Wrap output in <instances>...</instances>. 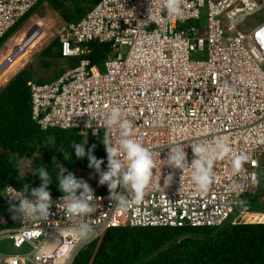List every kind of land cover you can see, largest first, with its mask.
I'll return each mask as SVG.
<instances>
[{
  "label": "built area",
  "instance_id": "obj_1",
  "mask_svg": "<svg viewBox=\"0 0 264 264\" xmlns=\"http://www.w3.org/2000/svg\"><path fill=\"white\" fill-rule=\"evenodd\" d=\"M39 2L0 0V38ZM162 3L102 0L80 22L57 27L63 59L81 61L51 83H29L33 121L42 130L74 131L83 140L88 133V144H102L104 116L120 107L138 138L156 152L152 186L125 210H117L110 194L98 193L99 188L94 190L96 211L87 218L67 217L56 206L62 195L52 196L46 221L23 218L10 228L2 218L0 264H74L85 247L112 228L264 224V213L244 209L247 196L264 188V0H182L183 21L169 17ZM150 8L156 22L150 21ZM37 25L25 29L24 44L14 48L16 55L12 52L2 71L48 30ZM31 31L33 40L28 39ZM92 43L110 45L101 67L88 58ZM87 112L96 118L91 129ZM217 137L226 138L236 153L247 154L250 178L243 188L231 172L230 158L216 162L205 193L191 180L190 169L183 174L163 165L167 145L182 143L190 164L195 158L191 144ZM172 172L173 182L165 186ZM248 216L260 219L249 222ZM81 222L92 227L87 238L73 231ZM7 243L29 252L9 254Z\"/></svg>",
  "mask_w": 264,
  "mask_h": 264
},
{
  "label": "trees",
  "instance_id": "obj_2",
  "mask_svg": "<svg viewBox=\"0 0 264 264\" xmlns=\"http://www.w3.org/2000/svg\"><path fill=\"white\" fill-rule=\"evenodd\" d=\"M102 0H40L6 36L0 38V48L15 34L21 33L32 24V18L43 8L59 12L65 25L80 22ZM92 54L88 57L94 64L102 66L110 54V45L92 43ZM40 59L46 71L54 69L53 76L37 77L32 69L19 71L0 93V187L12 185L23 191L24 185L39 187L41 181L31 172L24 174V161L31 162V169L47 166L57 183L55 169H51L53 158L75 171L95 173L90 169L87 158L73 154V160H64L60 149L71 151V144L83 142L74 131L58 129L42 130L32 119V94L30 82L51 83L75 68L81 59L64 60L59 38L41 52ZM55 139V144L49 141ZM94 154L105 160L107 153L101 143ZM52 196L63 195L55 184L49 189ZM98 193L109 194L106 185ZM264 197V194L263 196ZM246 206V203H245ZM250 212L264 213L263 207H254ZM5 218L10 228H17L20 220L9 211V200L0 196L1 219ZM256 222V221H251ZM74 264H264V224L232 225L221 228H112L98 240L85 247Z\"/></svg>",
  "mask_w": 264,
  "mask_h": 264
},
{
  "label": "clouds",
  "instance_id": "obj_3",
  "mask_svg": "<svg viewBox=\"0 0 264 264\" xmlns=\"http://www.w3.org/2000/svg\"><path fill=\"white\" fill-rule=\"evenodd\" d=\"M162 7L169 17H175L180 21L184 20L182 0H163ZM149 18L150 21L156 22L152 8H150ZM144 23L147 26V22ZM87 114H90V120L86 127L91 129L92 122L96 118L90 112ZM102 127L105 129L102 144L107 153V170L104 169L105 160L97 158L94 154L97 146H88L87 132H84L87 135H84L83 142H72L70 152L62 148L60 151L63 152L64 160L67 162L73 160V154L80 159L87 158V166L99 174V184L108 187L109 199L114 203V207L117 210H125L132 204L140 202L146 190L152 186L153 178L157 175L156 152L145 146L138 138V130L132 121L124 118L120 107H112L111 111L105 114ZM49 141L52 145L56 143L54 138H49ZM167 146L170 148L166 159H161V153L165 151V148L160 153L163 165L173 170H182L183 174L186 169H190L191 180L201 193L208 191L214 179L213 172L216 162L225 158H230L231 172L237 177L241 188L245 186L244 182L250 178L245 168L248 163L247 154L236 153L226 138L217 137L211 143H192L191 148L195 158L190 164L182 143ZM51 169H55L57 183L52 182L53 177L47 166L38 165L28 172H31L42 182L39 187L30 188L27 184L20 192L8 185L0 187V196L9 198V211L14 214V218L17 220L23 218L48 220L53 207L52 193L49 189L53 184L63 194L62 203L56 206L67 217L69 215L77 218L90 217L96 211L97 196L88 181L78 178L75 171H69L55 157ZM173 179L174 172L164 178L165 186L170 185ZM251 179H255V177L253 176ZM73 231L80 238H87L92 232V227L87 222H81Z\"/></svg>",
  "mask_w": 264,
  "mask_h": 264
},
{
  "label": "rangeland",
  "instance_id": "obj_4",
  "mask_svg": "<svg viewBox=\"0 0 264 264\" xmlns=\"http://www.w3.org/2000/svg\"><path fill=\"white\" fill-rule=\"evenodd\" d=\"M216 2L217 0H213ZM32 24H38L43 28H47L48 30L42 35V37L38 40L34 45H31L30 48L24 52V54L10 67L8 73L0 76V93L5 89V87L14 79L16 74L23 69H32L37 77L44 76H53L54 69L46 71L42 66L40 54L45 49V47L50 44L55 37L56 28H62L65 24L62 21L59 12L48 10L47 8H43L36 16L32 18ZM31 24V25H32ZM46 30V29H45ZM34 31L28 33V38L33 35ZM24 31L21 33L15 34L12 38H9L0 48V65L10 56L12 52H14V48L21 45L24 42ZM22 172L24 174L28 173L31 169V162L24 161L22 165ZM79 178H82L91 185L93 190H97L102 187L99 184L100 177L93 173H89L86 171L80 172ZM264 188L258 191V193L254 196L248 195L244 207L247 211H252L254 207H263ZM249 220V219H248ZM254 221V220H251ZM6 248L9 254H25L28 253V249L16 250L13 246H10L8 243L6 244Z\"/></svg>",
  "mask_w": 264,
  "mask_h": 264
},
{
  "label": "bare ground",
  "instance_id": "obj_5",
  "mask_svg": "<svg viewBox=\"0 0 264 264\" xmlns=\"http://www.w3.org/2000/svg\"><path fill=\"white\" fill-rule=\"evenodd\" d=\"M45 30V28H43L42 27V29H40V31H44ZM39 35H41L42 33H38ZM34 35H35V31H34V33H33V35L31 36V37H29V38H31V40H33V37H34ZM43 35V34H42ZM40 36H38L35 40H33V42L31 43V45H34L36 42H37V40H38V38H39ZM28 38V39H29ZM24 44V42L21 44V45H19V46H17L16 48H18V47H22V45ZM29 48H30V46H29ZM28 48V49H29ZM28 49H26L24 52H26ZM17 49H15L14 50V52H13V54L14 55H16V53H17ZM24 52H23V54H24ZM22 54V55H23ZM21 55V56H22ZM11 56L12 55H10L1 65H0V76H2V75H4V74H6V73H8L9 72V70H10V67L13 65V64H15L16 63V61L21 57H19L16 61H14L12 64H10V67L9 68H6V71L4 72V71H2V67L4 66V65H6V63L8 62V60H9V58H11ZM260 219V217H258V216H255V217H252V218H250L248 221L249 222H251V220H254V221H258Z\"/></svg>",
  "mask_w": 264,
  "mask_h": 264
},
{
  "label": "crops",
  "instance_id": "obj_6",
  "mask_svg": "<svg viewBox=\"0 0 264 264\" xmlns=\"http://www.w3.org/2000/svg\"><path fill=\"white\" fill-rule=\"evenodd\" d=\"M252 217H253V216H248L247 218L250 219V218H252Z\"/></svg>",
  "mask_w": 264,
  "mask_h": 264
}]
</instances>
